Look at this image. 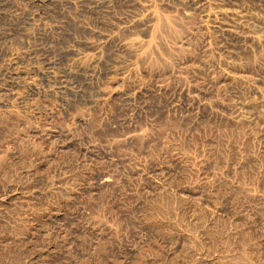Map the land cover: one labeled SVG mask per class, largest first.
<instances>
[{
    "label": "rangeland",
    "instance_id": "rangeland-1",
    "mask_svg": "<svg viewBox=\"0 0 264 264\" xmlns=\"http://www.w3.org/2000/svg\"><path fill=\"white\" fill-rule=\"evenodd\" d=\"M72 1L0 81V264H264V0Z\"/></svg>",
    "mask_w": 264,
    "mask_h": 264
},
{
    "label": "bare ground",
    "instance_id": "bare-ground-1",
    "mask_svg": "<svg viewBox=\"0 0 264 264\" xmlns=\"http://www.w3.org/2000/svg\"><path fill=\"white\" fill-rule=\"evenodd\" d=\"M17 1H19V0H17ZM18 6L19 5H15V4L10 3L8 0H0V29L3 30V33H2V31L0 32L1 33L0 34V81L5 82V84L9 85V89H11L10 95L13 96L15 99L18 97V95H20V93H18V91H17L20 87L27 89V91H34V89H35L33 86V83H32V81H33L32 77L33 76L32 77L30 76L28 69H26L25 67H22L23 64H25V62L34 60V57L32 59L31 55H29L26 52H22L23 49L26 50L27 45H29V43H30L29 41H28L29 43L26 41L27 38H26V36H24V34H25L24 31H27L24 29V27L25 26H27V27L32 26L35 28V30L37 29L38 31H40L41 35L48 36V34L50 32H52V31L54 32L58 28L56 25V20L65 18L64 17L65 8L68 9V8L72 7L73 1L72 0H28L27 6L34 8L35 11H31V9L29 10L26 8L22 9ZM21 6H23V5H21ZM70 9H72V8H70ZM67 17H69V16H67ZM67 17H66V19H67ZM149 19L150 20L152 19V21H151V24L148 21V23H149L148 27H150L149 29H151V32L156 33V16H153L152 18H149ZM61 22H62V20H61ZM73 22H74V20H73ZM57 23H59V22H57ZM64 23H66V22H64ZM160 26H161V24H160ZM34 28H33V30H34ZM162 28H163V26H162ZM40 33H38V34H40ZM165 34H166V32H165ZM128 51L130 53V56H133L136 59H140L142 66H144L145 64H148L149 66L156 68V59H155V57H152V54L147 52V49H143V47H142V49L140 50V48H135L134 46H130V47H128ZM94 63H95V61H94ZM82 64H83V62H82ZM141 64H139V65L141 66ZM149 66H148V68H149ZM155 68H153V69H155ZM70 69H72V68H70ZM84 69H85V67H83L81 69V71L83 72ZM33 71L35 72L33 75L43 76V73H41V71L38 68L34 69ZM81 71H79V72H81ZM71 72L72 71H70V70H67V71L63 70V72H62L63 77L70 78ZM47 77H49V76H47ZM74 77H76V76H74ZM54 83H55V81H54ZM7 100H5V102L0 103V108H2V110L4 109L5 113H10L12 111V110L10 111V109L12 108V104L9 103L11 100L9 102ZM106 181H107V179L104 177L101 180V182H106ZM181 198H183V197H181ZM179 199H180V197H179ZM158 210H160V209H158ZM155 211H156V209H155ZM159 212H161V211H159ZM165 212H167V210ZM162 213L164 214V211ZM213 213L215 214L216 211H214ZM154 216H155V219H153L154 217L152 219L158 220L157 223L162 221V219H161L162 216H160L158 214H156ZM189 225H188V227L191 226V225L190 226Z\"/></svg>",
    "mask_w": 264,
    "mask_h": 264
}]
</instances>
